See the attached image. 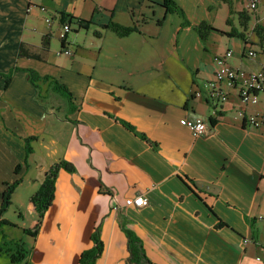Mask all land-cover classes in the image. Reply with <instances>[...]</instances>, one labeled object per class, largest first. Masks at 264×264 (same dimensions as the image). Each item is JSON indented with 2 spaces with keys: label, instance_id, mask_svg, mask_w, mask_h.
<instances>
[{
  "label": "crops",
  "instance_id": "obj_1",
  "mask_svg": "<svg viewBox=\"0 0 264 264\" xmlns=\"http://www.w3.org/2000/svg\"><path fill=\"white\" fill-rule=\"evenodd\" d=\"M162 2L0 0V193L20 180L11 205L20 212L22 220L14 222L26 249L23 260L11 263L3 246L16 236L0 227V264H81L96 228L103 244L96 264H128L125 230L141 239L157 264H264V124L253 127L245 120L264 111V94L244 105L235 89L227 100L212 103L203 85L213 76V57L229 48L215 49L214 31L205 42L190 35L200 58L179 65L156 42L167 19L177 39L192 29L175 23ZM235 2L234 11H241ZM253 19L244 39L227 36L229 44L243 42L227 60L234 68L258 69L264 56L259 11ZM110 21L136 31L118 36L100 26ZM237 22L241 28L239 17ZM64 23L69 30L61 40ZM231 24L239 31L233 17ZM244 48L260 57H243ZM145 65L152 69L145 72ZM26 69L65 84L72 103L45 84L43 96L34 98ZM155 73L169 83H159ZM197 117L209 125L194 137L179 121ZM59 159L74 171L58 172L52 204L32 236L24 229L37 217L26 209L27 199ZM139 194L145 205H124V198Z\"/></svg>",
  "mask_w": 264,
  "mask_h": 264
},
{
  "label": "trees",
  "instance_id": "obj_2",
  "mask_svg": "<svg viewBox=\"0 0 264 264\" xmlns=\"http://www.w3.org/2000/svg\"><path fill=\"white\" fill-rule=\"evenodd\" d=\"M224 3L228 5V17H227V23L231 25L232 18L231 14L234 12L238 13V17L241 20V27L243 30H246L247 22L250 19L249 14L245 9H241V11H234L232 0H222ZM162 6L165 8V11L167 13L176 14L179 18L182 20L183 26H189L193 30L197 32L200 39L205 41L208 37V34L211 30H216L214 27H212L209 23L202 21L198 25H191V23L188 21L184 10L180 5H178L174 0H163ZM159 22V21H158ZM82 25V24H81ZM102 28L109 29L113 31L118 36H126L130 34L131 32L136 31V28L134 26H126L122 25L113 21H110L106 24L100 25ZM236 30V29H235ZM255 30L258 34L263 30V28L256 24ZM95 35H99V31H94ZM229 36H237L241 39H244V33L243 31H234L231 27L230 32H226ZM43 47L44 49L48 48V42L43 41ZM28 80L31 82V84L34 87L35 95L34 98H39L42 95V91L44 90L42 84H45L48 87L51 86V89L55 92H58L65 96L66 100H71L72 95L68 87L63 84L62 82L58 81L55 77L50 75H40L33 69H26ZM10 78V73L5 74V80L7 81ZM39 96V97H38ZM72 109V108H71ZM113 118L127 127L130 130H133V127L130 123L113 116ZM32 137H28L26 139L27 145L25 148L26 155L31 151V148L28 144V140ZM17 169V168H16ZM65 170L68 172L74 171V166L72 163L59 159L55 162H53L45 171L43 174L42 181L40 182L38 188L29 196L28 198V209H31L36 213V221L33 224V230L28 231L27 229H24L25 232H29L32 236H35L37 233L39 226L41 224L42 218L44 216V212L51 206L52 201L54 199L55 194V183L56 178L58 175V172L60 170ZM20 182V180H16L11 184L6 185V187L2 190L0 193V224L9 223L7 219H5L2 215L5 212L6 208L11 204V194L16 187V185ZM20 215V212H19ZM125 234L127 236V246H128V252L129 255L127 257L128 264H157L153 261H151L148 256L146 255L144 251V247L142 244L141 239H139L133 232L129 230H125ZM92 239V246L88 249L83 250L80 253L79 262L81 264H96V259L100 256L103 244L99 236V230L96 228L94 232L91 234ZM15 255H10V262L16 263L23 260L25 257L26 249L21 243V246H19Z\"/></svg>",
  "mask_w": 264,
  "mask_h": 264
},
{
  "label": "rangeland",
  "instance_id": "obj_3",
  "mask_svg": "<svg viewBox=\"0 0 264 264\" xmlns=\"http://www.w3.org/2000/svg\"><path fill=\"white\" fill-rule=\"evenodd\" d=\"M178 5L182 7V9L185 12V15L188 20L193 21L195 24L191 25H198L200 22L205 21V22H210L209 24L212 27L215 26L214 28L216 30H211L214 31L213 33V42L214 46L218 47L215 49H221L222 47L229 48L232 51H234V48H238L239 46L242 45V40L239 38H235L232 40V42L229 44L227 42V34L226 32H230L232 24L229 25L227 23V17H228V5L224 3L222 0H174ZM239 1V7L240 8H246V3L247 0H238ZM237 2V0H236ZM235 2V5H236ZM256 11H259L261 14V17L263 18V23H264V0H260L259 3L257 4V7L254 11H248L249 16L251 18V22L249 23V27L247 30H243L242 27L240 28L238 25V13L234 12L231 14V18L233 17L234 22H235V28L239 31H243L246 33L251 32V26L254 22V14ZM170 17L174 20V22L182 21L181 18H179L177 15L172 14ZM207 20V21H206ZM186 28V27H184ZM192 29V28H191ZM210 31V32H211ZM216 31V32H215ZM209 32V33H210ZM189 33V34H186ZM190 35H193L194 37L197 38V32L195 30H190V32H183L181 35H179L178 39L177 36L173 33L172 27L170 25V20L167 19L162 26V31H161V37L158 38L156 45L158 48L161 49L165 54H168L171 59H174L179 65H182L183 67H186V64H192L196 62L200 57H196V49L195 46L192 44V40L190 38ZM209 35V34H208ZM199 37V35H198ZM200 38V37H199ZM208 38V37H207ZM207 40V39H206ZM202 42H205L201 40ZM180 42H183V45L181 46ZM201 50H204L205 47L204 45L200 48ZM174 51V52H172ZM231 59V58H230ZM143 65H138V69L142 67ZM152 67L149 65H145L144 71H150ZM155 78L159 83H169L165 79V75L155 73ZM166 81V82H165ZM72 99V98H71ZM70 103H72V100H69ZM15 189V188H14ZM14 192V190H13ZM12 192V193H13ZM34 192V191H33ZM12 196V194H11ZM30 196V195H29ZM29 198V197H28ZM28 202V199H27ZM26 209H28L26 207ZM5 219L9 221V223H4L0 224V227L4 228L6 233L12 234V236H16V239L8 241L7 245H4V253H6L9 258L10 255H15L17 250H19V246H21L20 241L18 240V237L21 233L14 221L19 219L20 221L22 220L21 217H19V212L15 210L13 205H9L5 212L2 215ZM13 220V221H12ZM30 217L27 216V223L29 222ZM261 227V235L259 236V239H264V223L260 224ZM11 229V230H9ZM15 229V230H13ZM27 229V228H26ZM9 230V231H8ZM28 231H32L33 228L30 227V229H27ZM16 231V235L14 233ZM29 234V232H27ZM2 237V234H0ZM31 235V234H30ZM3 239V238H2ZM7 247H9L7 249ZM263 250H258L256 255L262 256ZM260 263L261 262H257Z\"/></svg>",
  "mask_w": 264,
  "mask_h": 264
},
{
  "label": "built area",
  "instance_id": "obj_4",
  "mask_svg": "<svg viewBox=\"0 0 264 264\" xmlns=\"http://www.w3.org/2000/svg\"><path fill=\"white\" fill-rule=\"evenodd\" d=\"M259 0H247V11H254L257 7ZM41 10L43 8L41 7ZM49 21V19H46ZM69 30L68 23L62 25V30L59 34L60 39L64 40L67 31ZM61 52L70 55L71 51L68 49H61ZM232 50L227 49L222 53L216 54L213 57L215 69L211 79L204 83V89L207 92L208 98L212 103H219L227 100L230 90H237L239 100L244 104H256L259 102V94H264V56L259 60V67L255 70H247L242 68H234L227 63V60L232 57ZM242 56L248 59L257 60L260 53L254 49L244 48ZM196 95L200 91H196ZM238 116L243 117L244 111L238 110ZM246 123L259 127L264 124V111H256L249 113L245 117ZM180 124L185 126L191 134L196 137L203 135L208 130V122L202 118H182ZM147 199L144 195H136L133 197L124 198V205L141 207L145 205ZM114 209L117 205L113 206Z\"/></svg>",
  "mask_w": 264,
  "mask_h": 264
}]
</instances>
